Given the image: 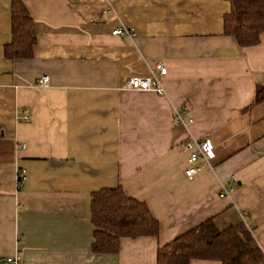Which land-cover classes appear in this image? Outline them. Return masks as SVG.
Here are the masks:
<instances>
[{"label": "crops", "instance_id": "0c3cea01", "mask_svg": "<svg viewBox=\"0 0 264 264\" xmlns=\"http://www.w3.org/2000/svg\"><path fill=\"white\" fill-rule=\"evenodd\" d=\"M20 1L35 41L29 57L7 59L10 0H0V264H156L159 246L208 218L242 222L264 255V99L253 101L264 33L238 46L223 30L228 0ZM156 63L162 94L123 87ZM185 139L214 149L190 179ZM116 186L158 233L93 253L91 194Z\"/></svg>", "mask_w": 264, "mask_h": 264}, {"label": "trees", "instance_id": "16d2710c", "mask_svg": "<svg viewBox=\"0 0 264 264\" xmlns=\"http://www.w3.org/2000/svg\"><path fill=\"white\" fill-rule=\"evenodd\" d=\"M223 30L238 46L257 43L264 33V0H228ZM10 39L3 47L7 59L26 58L35 41L32 21L20 0H10ZM264 99L256 85L254 102ZM90 223L93 253H115L121 237L156 236L158 223L144 203L126 197L119 186L91 194ZM190 259H215L221 264H264V255L242 222L217 229L211 218L178 235L156 250V264H188Z\"/></svg>", "mask_w": 264, "mask_h": 264}, {"label": "built area", "instance_id": "2783aa9c", "mask_svg": "<svg viewBox=\"0 0 264 264\" xmlns=\"http://www.w3.org/2000/svg\"><path fill=\"white\" fill-rule=\"evenodd\" d=\"M126 29L116 28L111 31V34H128ZM132 36V33H129ZM165 67L161 63H156L149 75L146 77L131 76L123 83V87L131 89H151L157 94H162V89L159 84V79L165 74ZM48 84L47 76L43 75L39 77L35 83L38 88H45ZM21 120L26 121L28 114L24 110L21 114ZM174 119L181 121V117L177 111L174 110ZM23 146V145H21ZM181 149L186 153L185 165L183 168V174L187 179L192 178L197 171L199 166L197 165L198 160L203 164L208 165L210 160L214 156L213 145L208 139H185L180 144ZM17 183H22L25 179L24 170L22 168L16 170ZM220 197L226 196V191L220 188L218 191ZM5 264H17V257H7L4 259Z\"/></svg>", "mask_w": 264, "mask_h": 264}]
</instances>
